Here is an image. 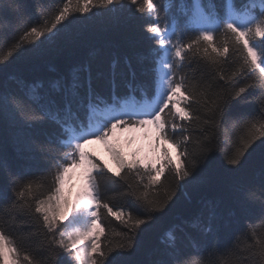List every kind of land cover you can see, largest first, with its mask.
I'll return each instance as SVG.
<instances>
[{"label":"snow or ice","instance_id":"snow-or-ice-1","mask_svg":"<svg viewBox=\"0 0 264 264\" xmlns=\"http://www.w3.org/2000/svg\"><path fill=\"white\" fill-rule=\"evenodd\" d=\"M89 14L129 26L142 17L150 44L113 61L103 79L90 63L48 81L13 70L73 42ZM0 78V122L29 166L45 168L18 169L0 152V264H133L140 234L221 150L232 171L258 154V186L231 193L258 214L225 242V213L209 201L163 233L151 264H264V0H0ZM252 104L255 112L239 111ZM124 133L129 147L143 143L126 153ZM77 169L73 197L65 185Z\"/></svg>","mask_w":264,"mask_h":264},{"label":"trees","instance_id":"trees-1","mask_svg":"<svg viewBox=\"0 0 264 264\" xmlns=\"http://www.w3.org/2000/svg\"><path fill=\"white\" fill-rule=\"evenodd\" d=\"M48 2L49 0H45V3ZM29 4L31 6V0ZM30 10L34 12L31 7ZM145 23L147 21L140 17L129 26L124 19L115 20L107 15H100L93 19L89 14L87 23L82 22L76 26V38L73 42L64 44L43 56L21 57L13 65V70L30 80L48 81L67 76L75 66L90 63L94 75L99 73L103 79L107 76L113 61H118L122 66L125 58L134 59L138 51L144 50L150 44L142 31ZM140 78L143 79V77ZM8 86H11L10 81ZM256 110L254 104L239 107V111L247 113ZM0 152L12 160L18 169L30 171L36 175L45 171L42 164L29 166L27 159L19 155L13 131L3 122H0ZM201 175L202 180L199 184L189 185L184 190L186 194L178 192L177 198L170 205L171 210L166 215H162L152 228L140 234L138 247L134 255L130 257L133 264H151L154 259H158L163 233L175 222L189 218L209 201H216L220 210L225 213L226 227L221 233V238L225 242L231 240L233 233L243 227L249 216L258 214V210L245 214L231 196L237 186H258L261 179L258 154L244 168L232 171L225 163L223 150L217 151L211 154ZM3 182V177L0 176V184ZM108 194L111 195V191ZM2 203L3 201H0V204ZM229 212L231 217L228 216ZM110 227L120 230L118 222L115 221ZM244 242L241 238V246ZM184 247L188 255L196 257L194 244L186 242ZM222 261L223 258H221V264Z\"/></svg>","mask_w":264,"mask_h":264},{"label":"rangeland","instance_id":"rangeland-1","mask_svg":"<svg viewBox=\"0 0 264 264\" xmlns=\"http://www.w3.org/2000/svg\"><path fill=\"white\" fill-rule=\"evenodd\" d=\"M128 135H129L128 133H124L121 136V143L123 144L126 153H130L134 148L140 147L141 143H143L142 141H137L136 144L129 147L126 143H124ZM85 147L88 151H94L97 154V156L100 157L101 160H103L105 163L109 165V167H112L113 169L116 168L114 161L112 160L110 155L105 151L104 146L102 144H100L97 141H90L87 145H85ZM169 147L171 148V145H169ZM171 151H172L173 159L174 160L177 159V150L175 148H171ZM81 171L82 170L80 169L75 170L73 178L70 181H67L65 185L66 191L70 190L71 195L73 197L75 196L76 191L79 190L81 184L83 183Z\"/></svg>","mask_w":264,"mask_h":264}]
</instances>
